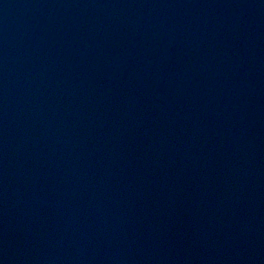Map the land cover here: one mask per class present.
<instances>
[{"label":"water","instance_id":"1","mask_svg":"<svg viewBox=\"0 0 264 264\" xmlns=\"http://www.w3.org/2000/svg\"><path fill=\"white\" fill-rule=\"evenodd\" d=\"M0 264H264V0H0Z\"/></svg>","mask_w":264,"mask_h":264}]
</instances>
